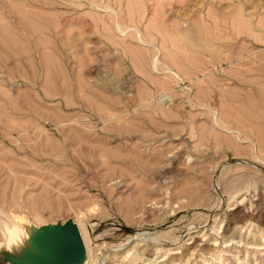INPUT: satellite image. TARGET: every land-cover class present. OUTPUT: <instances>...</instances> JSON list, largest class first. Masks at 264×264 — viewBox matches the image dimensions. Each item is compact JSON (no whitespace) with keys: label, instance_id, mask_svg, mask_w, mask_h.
I'll return each instance as SVG.
<instances>
[{"label":"rangeland","instance_id":"1","mask_svg":"<svg viewBox=\"0 0 264 264\" xmlns=\"http://www.w3.org/2000/svg\"><path fill=\"white\" fill-rule=\"evenodd\" d=\"M70 221L72 264H264V0H0V264Z\"/></svg>","mask_w":264,"mask_h":264},{"label":"water","instance_id":"2","mask_svg":"<svg viewBox=\"0 0 264 264\" xmlns=\"http://www.w3.org/2000/svg\"><path fill=\"white\" fill-rule=\"evenodd\" d=\"M43 247L47 262L41 264H72L83 250L77 225L71 221L65 223Z\"/></svg>","mask_w":264,"mask_h":264},{"label":"clouds","instance_id":"3","mask_svg":"<svg viewBox=\"0 0 264 264\" xmlns=\"http://www.w3.org/2000/svg\"><path fill=\"white\" fill-rule=\"evenodd\" d=\"M22 232V229H18L17 231L11 234V238L9 239L8 243L11 245L15 242L16 239H19V233Z\"/></svg>","mask_w":264,"mask_h":264},{"label":"bare ground","instance_id":"4","mask_svg":"<svg viewBox=\"0 0 264 264\" xmlns=\"http://www.w3.org/2000/svg\"><path fill=\"white\" fill-rule=\"evenodd\" d=\"M139 36H141V35H139ZM156 59V58H155ZM7 246V245H6Z\"/></svg>","mask_w":264,"mask_h":264}]
</instances>
